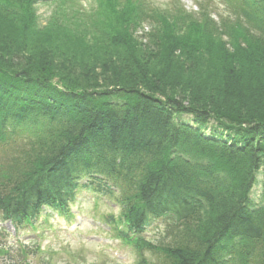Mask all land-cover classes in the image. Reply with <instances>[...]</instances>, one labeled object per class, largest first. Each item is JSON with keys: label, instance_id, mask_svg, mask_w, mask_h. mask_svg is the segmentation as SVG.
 <instances>
[{"label": "trees", "instance_id": "16d2710c", "mask_svg": "<svg viewBox=\"0 0 264 264\" xmlns=\"http://www.w3.org/2000/svg\"><path fill=\"white\" fill-rule=\"evenodd\" d=\"M42 1L0 0V217L65 212L87 178L134 243L164 220L160 264H264V0H228L219 23L147 0L86 14L55 0L41 25ZM17 137L32 148L10 153Z\"/></svg>", "mask_w": 264, "mask_h": 264}, {"label": "rangeland", "instance_id": "374dc122", "mask_svg": "<svg viewBox=\"0 0 264 264\" xmlns=\"http://www.w3.org/2000/svg\"><path fill=\"white\" fill-rule=\"evenodd\" d=\"M76 3L79 2V5L83 8H90L92 6L91 0H75ZM151 4L154 6L160 8V9H168L171 3L177 1L178 6L181 7L183 10H185L189 14H197L199 12V7L194 6V2L196 0H149ZM198 1V0H197ZM202 7L206 8L208 12L211 13L213 19L217 22L218 19L226 17L227 16V9L226 6L222 5L220 2L221 0H199ZM37 9V16L39 18V23L41 25H45V23L48 21L49 17L52 15L54 6L51 5L50 1H42L36 4ZM216 11V13H214ZM218 16V17H217ZM146 31L149 29V26H144ZM145 31V30H143ZM182 121L191 122V118L187 116L181 117ZM257 182L253 187V190L251 192V200L254 203L255 206H259L261 202V176L257 175ZM78 202L75 204L74 207L79 206L81 208V212L78 216V218H75V223L77 226H80L79 232L75 234L73 238H67L63 237L65 233H59V236L56 237L54 240H52L53 248L58 249V252L56 253V258L63 263H68L69 261H72L74 257H79L80 262L83 260V264H116L112 262V260L108 259L104 253H108L109 251L106 250V248H102L99 243H102V241L99 240L101 238V235H97L98 233L92 232V230L96 229L99 225L96 226L94 222H92L93 219L95 220H101L103 213H109L113 212L116 213L115 206L113 204H110L107 202V200H97L91 195L88 196L85 192H82L80 196L78 197ZM80 203V204H79ZM118 211V210H117ZM74 223V219H73ZM4 227L6 228L7 232L9 234L4 235V238L0 240L2 244H5L8 249H10V255L12 258H18L20 255L19 252V244L16 242L17 240L14 239V234L11 232V228L4 224ZM102 227H104L102 225ZM105 228V227H104ZM154 232H148L146 234V237L150 239L153 236ZM9 235V237H8ZM20 237L19 241L24 242L27 241V243H30L35 239L33 236L34 234L31 232H28V235ZM67 236V234H65ZM106 243V242H103ZM46 242L42 243V246H45ZM103 249V251L101 250ZM104 252V253H103ZM124 253L127 254L128 262L127 264H131L132 262V256H130V253L128 251H125L123 248L120 252L121 256H125ZM9 256H4L3 260L0 262H7V259ZM145 256L148 258L149 254H145ZM28 261L30 262H37V259L34 258L33 255L28 257Z\"/></svg>", "mask_w": 264, "mask_h": 264}]
</instances>
